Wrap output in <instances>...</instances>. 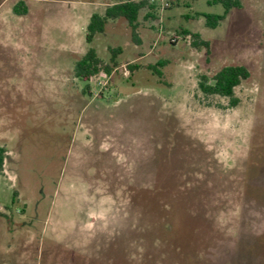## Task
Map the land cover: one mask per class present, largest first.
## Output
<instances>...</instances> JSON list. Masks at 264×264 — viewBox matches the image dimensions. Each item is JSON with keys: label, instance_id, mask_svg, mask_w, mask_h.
Listing matches in <instances>:
<instances>
[{"label": "rangeland", "instance_id": "rangeland-1", "mask_svg": "<svg viewBox=\"0 0 264 264\" xmlns=\"http://www.w3.org/2000/svg\"><path fill=\"white\" fill-rule=\"evenodd\" d=\"M112 1L0 0V264H264V0L214 29L220 4L150 0L138 41L87 44ZM88 47L121 48L109 75L74 76ZM226 65L235 105L197 85Z\"/></svg>", "mask_w": 264, "mask_h": 264}, {"label": "trees", "instance_id": "trees-1", "mask_svg": "<svg viewBox=\"0 0 264 264\" xmlns=\"http://www.w3.org/2000/svg\"><path fill=\"white\" fill-rule=\"evenodd\" d=\"M94 1V0H89ZM208 5L220 4L223 7L221 14H206L205 26L214 29L226 17L232 9H240V0H205ZM152 8L153 4L150 0H114L106 4L102 13H92L86 24V33L84 40L90 44L96 35L104 33L105 25L109 20L124 19L131 30V35L134 41H138L137 29L139 25V14L144 8ZM13 12L17 15H24L27 12L24 4L19 2L13 6ZM183 36L189 34L186 29L180 30ZM192 45L195 47L203 46L208 48L209 42L200 39L196 33H192ZM110 57L107 62H104L98 57L96 51L92 47H88L85 53L75 62L73 73L74 76L83 81H89L92 77L103 73L109 75L111 71L118 65L117 55L121 53L120 47H109ZM162 62L157 66H162ZM157 66L152 67L154 74L161 76V71ZM131 68V66H129ZM249 72L243 65H226L221 67L211 76L200 75L197 85L200 92L205 96H220L230 99V105H235L236 100L233 99L235 87H237L243 80L247 79ZM86 86L85 90H88ZM6 157V150L4 146L0 145V173L3 168L4 159Z\"/></svg>", "mask_w": 264, "mask_h": 264}, {"label": "flooded vegetation", "instance_id": "flooded-vegetation-1", "mask_svg": "<svg viewBox=\"0 0 264 264\" xmlns=\"http://www.w3.org/2000/svg\"><path fill=\"white\" fill-rule=\"evenodd\" d=\"M5 159H6V157H5ZM5 159H4V162H5ZM3 166H4V164H3Z\"/></svg>", "mask_w": 264, "mask_h": 264}]
</instances>
